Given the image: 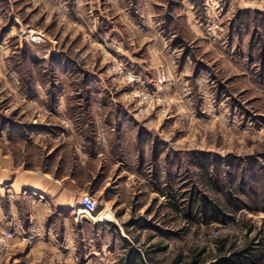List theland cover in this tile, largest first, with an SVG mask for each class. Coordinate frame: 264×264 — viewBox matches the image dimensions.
<instances>
[{
  "label": "rangeland",
  "instance_id": "rangeland-1",
  "mask_svg": "<svg viewBox=\"0 0 264 264\" xmlns=\"http://www.w3.org/2000/svg\"><path fill=\"white\" fill-rule=\"evenodd\" d=\"M158 33L173 63L150 51ZM2 134L20 173L75 177L67 198L111 216L80 230L91 264H120L124 237L157 264L264 253V0H0ZM201 153L239 210L226 225L177 212L195 189L212 197L191 164Z\"/></svg>",
  "mask_w": 264,
  "mask_h": 264
},
{
  "label": "crops",
  "instance_id": "crops-1",
  "mask_svg": "<svg viewBox=\"0 0 264 264\" xmlns=\"http://www.w3.org/2000/svg\"><path fill=\"white\" fill-rule=\"evenodd\" d=\"M152 42L150 51L160 53L159 58L165 63H173L175 51L166 47L161 34H156ZM101 120L104 129L114 131L115 127L107 116ZM5 138L6 134L0 137ZM76 146L81 155L84 142L79 141ZM106 152L100 151L91 158L102 160ZM20 169L11 155L0 156V228L13 231L17 236L12 248L15 252L0 251V264H66L67 260L72 264H82L81 260L85 261L84 264H91V255L81 250L77 252L74 245L91 244L92 239L83 241L80 230L89 228L91 233L96 232L101 221L82 213L79 204L67 198L68 189L77 187L76 178L55 177L42 170L25 169L20 173ZM67 180L69 184H65ZM91 185L92 182L90 188ZM69 244L70 251L67 249Z\"/></svg>",
  "mask_w": 264,
  "mask_h": 264
},
{
  "label": "trees",
  "instance_id": "trees-1",
  "mask_svg": "<svg viewBox=\"0 0 264 264\" xmlns=\"http://www.w3.org/2000/svg\"><path fill=\"white\" fill-rule=\"evenodd\" d=\"M214 160V161H213ZM217 160L215 157L201 153L192 160V166L199 170L197 175L202 187L212 193V197L204 194L203 191L195 189L191 192L186 205L183 208L177 207V212L184 215L185 220L190 226L202 227L213 224H228L239 210L231 208L232 204L220 199V183L222 180L218 178L221 175L220 165L215 166ZM233 216H232V215ZM122 242L127 250V254L120 260V264H157L150 255H144L140 250L131 246L127 238H123ZM219 255L213 262L203 257L204 252H199L185 259L183 255H178L171 264H264V253L257 251L250 246L241 250L233 251L229 255H224L225 247L221 246ZM151 263H150V262ZM149 262V263H148Z\"/></svg>",
  "mask_w": 264,
  "mask_h": 264
},
{
  "label": "built area",
  "instance_id": "built-area-1",
  "mask_svg": "<svg viewBox=\"0 0 264 264\" xmlns=\"http://www.w3.org/2000/svg\"><path fill=\"white\" fill-rule=\"evenodd\" d=\"M81 212L85 211L89 215H94L98 210V201L92 195H84L80 200ZM16 238L13 231L0 233V251L9 252L10 243Z\"/></svg>",
  "mask_w": 264,
  "mask_h": 264
},
{
  "label": "bare ground",
  "instance_id": "bare-ground-1",
  "mask_svg": "<svg viewBox=\"0 0 264 264\" xmlns=\"http://www.w3.org/2000/svg\"><path fill=\"white\" fill-rule=\"evenodd\" d=\"M82 213L86 214L85 211H83ZM88 216L92 217L96 221L108 220L111 217L110 215H103V216H99V217H94L93 215H89V214H88Z\"/></svg>",
  "mask_w": 264,
  "mask_h": 264
}]
</instances>
